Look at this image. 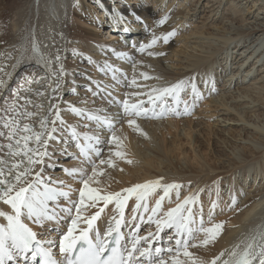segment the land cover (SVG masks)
I'll use <instances>...</instances> for the list:
<instances>
[{"label": "bare ground", "instance_id": "obj_1", "mask_svg": "<svg viewBox=\"0 0 264 264\" xmlns=\"http://www.w3.org/2000/svg\"><path fill=\"white\" fill-rule=\"evenodd\" d=\"M203 3L204 13L200 17L201 21H197V13H200ZM165 15L169 19L165 24L157 25L156 22ZM137 16L140 20L136 19ZM125 28L129 31H124ZM173 29L180 38L175 35L169 43L164 44L161 41L144 52L139 51V45L133 47L137 41L140 44L148 43L153 31L160 35ZM191 38H196L195 45L191 46L192 51L189 48L177 49L179 42L187 47ZM34 44L39 51L33 49ZM69 51L78 59L79 56L86 55L92 61L103 62L98 63L96 68L99 71L104 69L101 71L102 82L105 79L102 84L107 85L110 92L116 93L111 96L108 92L107 95L113 100L111 106L109 105L113 109L111 112H115L117 116L123 113L122 108L115 102L119 101L121 91H125L124 78L130 77L132 80L135 77L136 85H140L137 87L128 81L132 86V93H148L153 87H164L178 80L191 78L220 107L218 110L224 124L220 125V130L210 128L211 125L208 126L209 129H199L207 144L204 146L203 141L195 137V144L198 142L199 148L196 150L197 145H193V157L184 152L182 165L181 151L173 144L183 137L187 143L192 144L197 131L192 119L185 121L183 125L181 122L170 121L169 118L166 119L168 121L159 123L146 122L139 117L138 123L147 133L145 136L130 127L127 120L124 125L117 127L113 120L115 114L113 117L106 115L110 112L106 111V99L99 106L89 107H79L70 102L76 98L73 96L59 101L64 77L76 82L74 74L66 72L65 69L73 65L63 63V56ZM148 51L163 52L164 55L150 56ZM117 53H127V56L119 57ZM181 54L184 61L181 71H177L174 65L165 64ZM57 55L60 57L59 61L56 59ZM61 64L63 73L60 71ZM113 69L116 70L115 79ZM105 73L110 76L105 77ZM142 73H147L152 79H144ZM0 79L7 83L6 88H0V108L5 106V101L15 100L16 92H19L30 103L26 104L25 99H20L18 103L28 111L38 113L31 121L37 131L40 130L39 116L55 119V108L52 106L59 108L66 127L71 119L67 120L65 117L70 112H75L63 109L65 105L72 104V107L84 109L86 115L92 113L104 116L105 113L113 121L115 129L117 128L116 135L124 141L121 150L133 158L132 164L118 163L119 175L116 176L124 185H129L127 179L131 183L141 184L150 178L162 176L164 183L178 182L185 188L184 192L195 193L198 197L201 189H208V195L211 194V198L214 196L217 201L218 188L222 181L229 185L232 198L238 197L247 183H251V190L246 193L243 205L228 218L226 227L216 241L200 246L201 248L190 249L200 259L211 261L221 252L230 251L238 244L243 247L242 242H247L253 236L257 244L264 238V0H0ZM205 81L210 82L206 84ZM75 86L73 85L74 88ZM137 100H144L145 105L151 107L147 103V95L133 96L130 102L135 103ZM169 100V104H175L174 99ZM85 124L91 125V129L76 131L90 135L105 131L106 136L103 137L110 133L107 126L100 127L90 122ZM197 124L201 125V122ZM60 126L57 121V139L49 141L47 151L50 155L45 157L44 166L50 160L66 155L67 150L64 147L67 146L66 142L69 144L71 141L72 132L68 129L63 131ZM169 133L174 134L175 138L180 136L171 141L172 145L167 143L165 137ZM100 140L98 148L105 143V138ZM55 146L60 148L56 152L63 148L59 151L60 155H54ZM71 146L69 144L66 148L70 150ZM207 147L210 150L209 155L204 153ZM74 148L78 150L76 144ZM79 157L74 155L72 159L59 162H62L64 169L78 168L82 164L81 161L77 163ZM97 181L94 187L99 188L101 193H109L105 188H100L99 179ZM131 198L133 210L130 221L133 222L132 226H136L139 225L140 212L137 215L134 211L136 196ZM97 205L89 210V215L98 211ZM0 207L10 210L2 204ZM115 211L119 213L114 206L112 212ZM133 215L137 217L136 220L132 219ZM253 216L255 219L251 220ZM111 220L112 218L107 221L103 215L96 224L100 230L106 231L108 226L101 224H110ZM0 222L6 221L0 218ZM248 224L254 226L249 227ZM80 227H84V224L81 223ZM33 229L40 228L36 226ZM54 247L58 249L57 245ZM221 259H227V255Z\"/></svg>", "mask_w": 264, "mask_h": 264}, {"label": "snow or ice", "instance_id": "obj_2", "mask_svg": "<svg viewBox=\"0 0 264 264\" xmlns=\"http://www.w3.org/2000/svg\"><path fill=\"white\" fill-rule=\"evenodd\" d=\"M123 19V17H120ZM140 20V17H136ZM169 19L167 15L159 19L157 25H163ZM124 31H129L125 28ZM173 29L167 33L157 35L154 31L151 33V40L139 45V51L144 52L147 49L154 48L159 42L169 43L170 39L176 35ZM133 47H136L133 44ZM33 49L39 51L34 44ZM148 55L162 56L163 52L148 51ZM119 57L127 56V53H117ZM59 61V55L56 56ZM104 69L102 68L101 71ZM63 73V65L60 66ZM115 69H113V79H115ZM144 79H152L147 73H142ZM156 79H159L158 77ZM210 81H205L209 83ZM136 85L135 77L131 81ZM99 86V85H97ZM140 87V85H136ZM7 83L0 79V88H6ZM59 88V84H57ZM191 90L192 102L182 99V94ZM133 96L147 95V103L151 107H145L144 100H137L135 103L128 99L120 101L123 115L128 117L127 124L135 131L147 136V133L138 123L139 117L145 118H163L169 114L190 115L191 108L195 106L197 100L202 98L196 84L191 78L178 80L175 83L164 87H153L148 93L134 92ZM168 98L175 100V104L168 103ZM20 99H25V103H30L26 98L21 97L16 92V99L5 101V106L0 108V204L8 206L10 210L0 207V264H20L23 261H31V264H264V238L257 244L253 236L247 242H242L233 247L230 251L225 250L211 261H204L196 256L190 249L207 246L221 235L225 221L205 225L203 217V207L200 208L199 220L193 213L192 206L198 200L197 194H190L175 207L169 208L162 215V201L169 197L172 190H176V196L179 200V189L183 187L178 182L163 183L164 177L154 180H148L141 184H135L122 192L101 193L99 188L92 187L91 183L95 177L103 175V169L97 170L93 154L99 156L101 149L97 147L101 143L99 135H90L89 133H78L74 126L71 127L72 137L76 140L77 148L84 157V162L93 165L91 175L83 168L66 169L70 176L79 175L82 187L79 189V199H71V191H65L63 187H53L50 178L48 180L42 175L44 168L38 167L44 165L45 157L49 156L47 151L49 141L57 139L58 131L57 121L65 125L66 121L61 117L60 110L55 108V119H49V116H39V131L31 122L32 118L37 117L38 113L28 111L25 106L18 103ZM183 105V111L180 105ZM52 108L49 112H52ZM72 112L78 115H84L85 110L71 107ZM89 120L96 121L100 127L107 126L112 132L109 143L115 144L118 149H123L124 141L115 133L113 121L107 116H99L88 113ZM27 120L28 122H24ZM81 136L86 143L81 142ZM111 151V149H110ZM114 155L125 159L127 154L123 150L115 151ZM128 163H133L128 159ZM107 163L115 166V161L111 157L105 161L100 160V164ZM98 182V181H97ZM64 185V181L56 182ZM70 187V186H69ZM157 189L163 190V195L156 200L155 207L149 209L143 201L148 195ZM200 191H203L202 189ZM132 196H136L137 203L134 211L143 208L144 212L151 211L148 217L150 223H155L156 233L149 232L147 236L138 235L139 225H136L137 231L131 233V241L125 239V234L121 231L124 224V210L127 201ZM60 197L68 199L70 207H63L61 212L66 213L70 218V224L67 231L63 233L58 243L59 253L63 255V261L54 257L52 247L57 245L55 239L40 240L37 239L38 233L30 226L35 224L43 227L46 222H60L64 219L52 204L57 202ZM99 201H103L105 206L115 202L119 212V218L112 217L114 224H109L106 231H101L95 227V222L104 211L100 208L94 214L85 216L84 212L89 207H96ZM236 198H232V205L236 203ZM217 207L216 202L212 203V209L209 212V220L212 219V210ZM133 220L137 217L133 215ZM143 219V217H140ZM81 223L86 227H80ZM165 228L174 229L172 235L167 236L168 244L166 247L155 246L161 242L160 233ZM202 234V238L200 236ZM151 237V239H149ZM141 242H144L142 244ZM48 245V247H44ZM227 255V259H221Z\"/></svg>", "mask_w": 264, "mask_h": 264}, {"label": "rangeland", "instance_id": "obj_3", "mask_svg": "<svg viewBox=\"0 0 264 264\" xmlns=\"http://www.w3.org/2000/svg\"><path fill=\"white\" fill-rule=\"evenodd\" d=\"M149 5H151V4H149ZM204 6L205 5L203 3L200 13L199 12L197 13V17H196L197 21H201L200 17L202 16V13H204V10L202 11ZM155 8H157V7H155ZM108 16H109V19H111V16L109 14H108ZM110 22L112 23L113 20H111ZM189 27H190V23H189L188 28ZM105 35H107V34L105 33ZM176 36H178V35H176ZM177 38H180V37L178 36ZM140 39H141V36H140ZM195 39L196 38H191L189 40V42L186 41V42H188L187 47H185L183 42H179L177 45V47H178L177 49L180 50L182 48L183 49L189 48L188 50L192 51L191 46L195 45V41H194ZM119 40H117V41H119ZM140 43L141 42L137 41V44H135V45H140ZM137 47H139V46H137ZM182 54L184 55L185 52H182ZM182 54L180 55V57L174 56L173 58H171V60L166 61L165 64L168 66L174 65L173 67L177 71H181V67H183V64H184V61H182V56H183ZM63 63L73 65L70 68H65V69H66V72L68 71V72H72L74 74V76H75L74 78H76V82H73L69 78L64 77V79L62 80V84H61V88H63V90H62L61 96L59 97V101L67 100L68 96L70 98H71V96H73L76 98H73V100H71V101L69 100L70 102L74 103L75 105H77L79 107H89V106H94V105L99 106L101 101L106 99V101H107L106 102L107 103V110L106 111L107 112L110 111L108 113L106 112L107 113L106 115L109 117H113L115 112H111V111H113V109L109 107V105L111 106L113 100L108 97L107 93L108 92L111 93L110 94L111 96L116 95V93L110 92V89L107 87V85L102 84L105 81V79H103V82L101 80V75L103 73L96 68L98 63L102 64L103 62L92 61L91 59L86 58V55L79 56V59H78V57L75 56V54L73 52L69 51V52H66L64 54ZM84 65H88L89 67L87 68ZM107 76H110V74L107 73L105 75V77H107ZM63 81L65 84V87H64ZM124 81H125V84H124V90L125 91H121V96L118 97L119 98L118 102H120L124 99H128L129 101H131L133 98V95H131L132 86H130L128 83V81L130 82L132 80L130 79V77H127V78H124ZM113 84H115V83H113ZM73 85H76L75 88L73 87ZM97 85H99V86H97ZM198 86H199V88H198L199 91L202 93V98L197 100L195 103V106L191 108V114L190 115L169 114V116L167 115V116H165L163 118H159V119L151 118V117L145 118L142 116L143 121L145 120L146 122H159V121L164 122L166 119L169 118L170 121L174 120L177 122H181L183 125L186 123L185 121H189L190 119H192L194 127L197 130L194 133L192 144L187 143V140L185 139V137L182 136L183 134L181 135L183 138L181 140H179L178 142H175V144H173V146H177L181 151L180 152L178 149V151L181 154L180 159L182 161H180V164H182V165L184 164V161H183L184 154L183 153L185 152L187 154V156L193 157L195 155L193 145L194 146L197 145V148H195L196 150H198V148H199L198 147L199 143L197 142L198 144L197 143L195 144V137H197V140L199 139L200 141H203L204 146L207 144L205 142L206 139L204 137V134L199 132V129H201L203 127L205 129H209L208 128L209 125H211L210 128L219 129L220 125L222 126L224 124L221 122L222 116L220 114V110H218L220 107H217L215 101H212L210 97H207V95L204 94L205 89L203 87H202L203 88L202 89L200 84ZM218 86H220V85H218ZM109 87H110V85H109ZM146 87H148V86H146ZM102 88H104L105 91L104 90L102 91ZM81 89H82V91L80 92ZM112 89L114 90L115 88H112ZM146 90H148V89H146ZM190 91L182 94V99L187 100L189 102V104H191V102H192V96L190 94L191 93ZM208 99H210V100H208ZM168 103H170L169 98H168ZM115 104L119 107L118 103L115 102ZM71 107H72V104H69V105H65L63 109L70 110ZM120 107H121V105H120ZM145 107H149V106L145 105ZM29 109H31V107H29ZM180 110L183 111V105L182 104L180 105ZM103 112H105V109L103 110ZM68 115L69 116H67L65 118L67 120L71 119V121L69 122V126H74L79 131H86L87 129H91L92 126L89 124L87 125L85 123L90 122V124H97L96 121H94V120L89 121L86 118V116H87L86 114L78 115L76 113L70 112ZM103 115L105 116V113ZM127 119H128V117H125L123 115V113L119 114V116H117V114H115V117L113 118V120L117 123V127L124 125V123H125L124 121ZM121 120H123V121H121ZM166 121H168V120H166ZM198 122H201V125H198L197 124ZM220 122H221V124H220ZM69 126L66 127L65 125H61L60 127L62 128L63 131H65L66 129L71 130V127H69ZM182 128L183 127L181 126V129ZM79 131H77V132H79ZM182 131H181V133H182ZM109 132L110 133L107 134L108 135L107 137H103L106 133L105 131L104 132L97 131L95 134V135H99L100 139L105 138V140L103 141V143L104 142L105 143L101 147L102 149L99 147L101 149V154L99 156H96L93 154V158H92L95 161V165L97 167V170L103 169V175L95 177L93 182L91 183V186L94 187L95 182L99 179V182H100L99 183L100 185H98L99 187L101 186L109 192H122L123 189L129 188V187L135 185V183H131V181H129L127 179V182H130L131 184H133V185H131L129 183L130 186L128 185L129 186L128 187L126 184L124 185V183H122V181L120 179H117L116 175H119L118 163L124 164V162H125L127 164L128 163L127 160L128 159L133 160V158L131 156L127 155L125 159H121L120 157H116L114 155L115 151L121 150V149H118L115 144L108 142L111 138V135H112V132L111 131H109ZM115 133H117V128L115 129ZM249 135H251V134H249ZM165 137H166L167 143L169 145H172L171 141H174L175 139L177 140L178 137L180 138V136L175 138L174 134H170V133L166 134ZM72 138L73 137L71 136L70 137L71 141L69 142V144L72 145L71 149L69 148L70 150H68V148H66L69 145L68 142H66L67 146L64 147V149L67 150L66 155H63L60 157L58 156V158L50 160V162L47 163L45 166L41 165L39 167L44 168L42 175L45 177L46 180H48L50 178L53 187H63L65 191H71V199L72 200H78L79 199V189L82 187V184L80 182V177H79V175H75V176L68 175V173L65 171L66 169L63 168L62 162H59V161H66V160L72 159V157L74 155L75 156L77 155V157L80 156L79 157L80 160H78L77 163H79L81 161L82 164H80L79 167L85 168V170L88 172V175H91V169H92L93 165H91L87 162H84V157L80 154L79 149L76 150L74 148L75 144H77V143L75 142L76 140L72 139ZM213 139H215V138L213 137ZM82 141H84V140L81 139V142ZM212 147L210 146V148H212ZM202 148L204 149V147L201 146V149ZM56 149H60L59 146H55V150H53L54 155L59 154V151L63 150V148L61 147V150L56 152ZM110 149H111V151H110ZM207 149H208V147L205 148L204 153L209 155L210 150L209 149L207 150ZM110 157L112 160L115 161V166H110L107 163L100 164V160L107 161ZM128 164H132V163H128ZM82 166H84V167H82ZM59 171H61L62 174L57 173ZM154 179H157V177H154L153 179L150 178L148 180H154ZM58 181H64L65 184L59 185L56 183ZM166 183H168V182H166ZM251 185H252L251 183H247V185L243 188L244 190L238 194V197H236L237 202L234 205H232V203H231L232 197H230V190L228 188L229 185L225 181H222L219 185V187H220V188H218L219 199L217 201L214 200L215 199V198H213L214 196L211 198V194L208 195V191H209L208 189H204L200 193L201 195L198 197L199 201L197 200L196 203L192 206L193 213L196 215L197 220H199L200 208L202 206L203 207V217H204L206 226H208L211 223H216V222H220V221H225V223H226L229 220L228 218L232 217L243 205V203H244L243 200H245L244 197H245L246 193L249 190H251ZM184 191H185L184 187L179 189V200H178L175 190H172L169 194V197H165V199L162 201V211L159 215H162L163 212H166L169 208L175 207L177 203L182 201L185 197L190 195L189 193H191V192L187 193ZM161 195H163V192H161V189H158L155 192L148 195L146 197V199L143 201V203L147 204L149 209H151V208L155 207L156 200H158ZM214 201L216 202L217 207L214 210H212V219L209 220L208 215H209V212L211 210L210 208H212V203ZM62 203H64V205H66V204L69 205L68 199H65L64 197H60L57 202H54L52 204V206L54 207V206H57V205L62 204ZM128 203H129V206H128L127 211L131 212L133 210L132 209L133 198H131V199L129 198V200L127 201V204ZM136 203H137V198L134 201V205H136ZM97 204L96 205L99 206L98 211L100 208L104 209V211L101 213L100 217H102L104 215L105 219L107 221L113 215L114 216L117 215V211H115L114 213L112 212V209L115 206V202L110 203L107 206H105L103 201H99ZM69 206H71V205H69ZM91 208L92 207H89L86 209V211L84 212L85 216L89 215V213H90L89 210ZM138 212H140V217H143V219H140V217H139V223H141V224L139 225L138 235L147 236L149 232L156 233L157 227H156L155 223H150L148 221V217L151 215V211L144 212L143 208H141ZM137 215H138V213H137ZM66 217L67 216H65V218ZM253 218L255 219V216H253L251 218V220ZM68 220L70 221V219H68ZM50 222L54 223V224H58V223H55L53 221H50ZM29 223H31V222H29ZM54 224H48L47 223L43 227L38 226L40 229H35V231L38 233V235L41 238L55 239L57 241L58 239H60L62 233L57 235V231H56L57 229L54 227ZM62 225H65V224H62ZM101 225H107L108 226L109 224H101ZM226 225L227 224H224V227H226ZM30 226L36 228L37 225L30 224ZM84 226H85V224H84ZM248 226L253 227L254 224H248ZM174 231H175L174 229L165 228L164 231L159 234L161 237V242L158 244H161L162 247H166L168 244L167 236L172 235L174 233ZM200 236L202 238V234H200ZM130 238H132V237L130 236ZM149 239H151V237H149ZM196 249H197V247H196Z\"/></svg>", "mask_w": 264, "mask_h": 264}]
</instances>
